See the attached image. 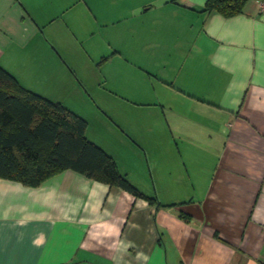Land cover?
Wrapping results in <instances>:
<instances>
[{
    "label": "crops",
    "instance_id": "1",
    "mask_svg": "<svg viewBox=\"0 0 264 264\" xmlns=\"http://www.w3.org/2000/svg\"><path fill=\"white\" fill-rule=\"evenodd\" d=\"M206 1L0 0V65L23 87L93 82L80 61L110 53L128 103L148 77L165 106L143 104L142 129L124 132L188 158L154 188L131 180L152 204L71 170L36 187L0 178V264H264V12Z\"/></svg>",
    "mask_w": 264,
    "mask_h": 264
},
{
    "label": "trees",
    "instance_id": "2",
    "mask_svg": "<svg viewBox=\"0 0 264 264\" xmlns=\"http://www.w3.org/2000/svg\"><path fill=\"white\" fill-rule=\"evenodd\" d=\"M243 3L207 0L203 11L233 16ZM86 128L84 117L26 89L0 65V178L36 187L71 170L156 203V196L142 193L119 171L113 157L86 136Z\"/></svg>",
    "mask_w": 264,
    "mask_h": 264
},
{
    "label": "rangeland",
    "instance_id": "3",
    "mask_svg": "<svg viewBox=\"0 0 264 264\" xmlns=\"http://www.w3.org/2000/svg\"><path fill=\"white\" fill-rule=\"evenodd\" d=\"M114 29L115 28H110L109 30ZM101 42L104 44L102 40ZM95 44L98 45L99 42L96 41ZM110 56L111 54L108 53L101 58L102 60L106 59V65L103 64L101 59L96 61L95 64L92 62L80 61L81 65L84 63L87 68L86 71L89 74L88 77L91 78L93 82H90V80H82L80 86L76 78V73L72 70L71 78L74 84L72 83L67 87L69 84L67 83V92L65 90H60L61 86L59 85L58 87L54 86L53 93L48 91L49 95L44 94L41 90H37L34 86V88L31 87L30 90L39 92L40 95H44V97L50 100L59 101L65 107L71 110L73 109V111L84 117L87 122V133L89 136L93 137V139L90 140L98 144L113 157L119 171L125 175L132 184L134 183L131 180L135 178L142 182L139 180L142 174L146 183L144 188L150 189L154 188L153 182L155 178L171 177V179H173L175 175L184 174L188 158H180L186 156L183 149L178 148L179 153L176 152L174 159H171V144L165 143L163 148L165 153L163 157H160L151 149L152 147L143 143L142 147L140 144L136 143L137 141L133 143L130 140L132 136L127 133L131 132L130 128L133 126L135 131L139 132L143 127L142 123L139 124L140 121L144 122L143 116L140 115L143 110V104L153 102L154 99L157 101L155 108H161V104L164 106V102H160L157 100L156 96H154L151 90L150 80L146 77L147 79L138 80L137 83L129 89V91L133 93L131 99L136 101V104H133L134 102L128 103L124 96L128 95L126 94L128 91V82L125 80V82L115 84L118 79V72L115 64L112 63L113 65H111V60H109ZM81 69L84 74L85 70L82 67ZM77 73H80V71L77 70ZM41 87L47 88L49 86L41 85ZM136 88L138 90H136ZM110 89H115L119 91V93H114ZM134 110L136 111V116H134ZM150 114L153 120L154 115L152 112ZM123 139L126 141H123ZM200 141L201 140H199V142ZM204 172L206 173V170H204ZM134 186L137 187L135 184ZM139 187L143 189V186L140 185ZM157 188L160 192L162 191L160 187ZM79 252L80 250H78V252L76 250V257Z\"/></svg>",
    "mask_w": 264,
    "mask_h": 264
},
{
    "label": "built area",
    "instance_id": "4",
    "mask_svg": "<svg viewBox=\"0 0 264 264\" xmlns=\"http://www.w3.org/2000/svg\"><path fill=\"white\" fill-rule=\"evenodd\" d=\"M258 8L260 12H264V0H258Z\"/></svg>",
    "mask_w": 264,
    "mask_h": 264
}]
</instances>
